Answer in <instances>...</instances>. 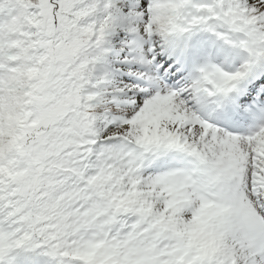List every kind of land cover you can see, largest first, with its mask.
Masks as SVG:
<instances>
[{"label": "snow or ice", "instance_id": "6c2138e0", "mask_svg": "<svg viewBox=\"0 0 264 264\" xmlns=\"http://www.w3.org/2000/svg\"><path fill=\"white\" fill-rule=\"evenodd\" d=\"M0 264H264V0H0Z\"/></svg>", "mask_w": 264, "mask_h": 264}]
</instances>
